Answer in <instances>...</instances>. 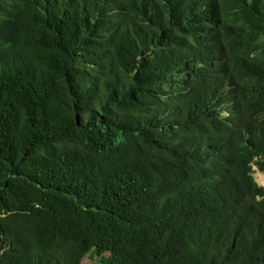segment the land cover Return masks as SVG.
I'll use <instances>...</instances> for the list:
<instances>
[{"label":"trees","instance_id":"1","mask_svg":"<svg viewBox=\"0 0 264 264\" xmlns=\"http://www.w3.org/2000/svg\"><path fill=\"white\" fill-rule=\"evenodd\" d=\"M264 0H0V264H264Z\"/></svg>","mask_w":264,"mask_h":264},{"label":"rangeland","instance_id":"2","mask_svg":"<svg viewBox=\"0 0 264 264\" xmlns=\"http://www.w3.org/2000/svg\"><path fill=\"white\" fill-rule=\"evenodd\" d=\"M254 179L256 181V183L259 185V186H262L264 187V172H260L258 170H256L255 168V171H254ZM100 258L96 257H88L85 261V264H100Z\"/></svg>","mask_w":264,"mask_h":264}]
</instances>
